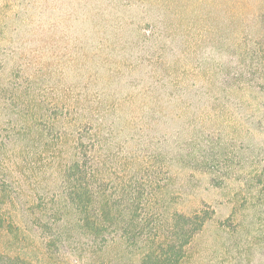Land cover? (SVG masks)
<instances>
[{
	"label": "rangeland",
	"instance_id": "374dc122",
	"mask_svg": "<svg viewBox=\"0 0 264 264\" xmlns=\"http://www.w3.org/2000/svg\"><path fill=\"white\" fill-rule=\"evenodd\" d=\"M140 6L135 0L130 5L126 0H39L29 22L41 23L47 31L40 40L29 38L41 51L34 63L39 60L47 72L52 70L54 80L67 71L71 79L85 70L103 73L102 51H108L110 68L115 69V54L129 40L126 29L144 23ZM25 8L24 0L20 12ZM170 10L173 15L167 18L177 30L178 51L188 44L190 48L165 58L169 63L177 60L170 71L174 82L155 90L154 99L131 94L124 81L104 75L113 109L102 125L100 153L128 174L138 164L158 171L161 160L162 172L167 168L160 194L165 209L190 214L205 205L213 212L193 239L184 264H264V66L261 71L251 67V54L263 57L264 0H175ZM1 14L2 9L0 58L11 41V35L3 33ZM50 25L57 28L49 31ZM145 72L124 70L122 75L148 81ZM91 86H97L96 81ZM15 125L0 111V171L16 180L18 199L27 212L37 198L49 201L59 191L70 148L69 127L59 119L47 130L19 136ZM202 148L203 160L212 164L208 170L195 157ZM13 206L12 216L23 212L20 204ZM28 214L20 220L27 223ZM3 242L0 236V245ZM18 247L37 264L140 260L122 240L90 257L77 250L47 253L37 236Z\"/></svg>",
	"mask_w": 264,
	"mask_h": 264
},
{
	"label": "trees",
	"instance_id": "16d2710c",
	"mask_svg": "<svg viewBox=\"0 0 264 264\" xmlns=\"http://www.w3.org/2000/svg\"><path fill=\"white\" fill-rule=\"evenodd\" d=\"M23 1L0 0L3 33L11 35L0 58V111L16 121L19 136L37 134L50 128L54 120H66L70 148L59 191L53 192L49 201L37 198L34 208L27 210V223L20 220L27 212L18 199L16 180L0 171V236L4 239L0 264H37L22 253L24 248L18 247L33 236L43 242L50 254L77 250L90 257L122 240L129 252L139 255L138 264H184L193 239L213 212L205 205L190 214L166 210L160 194L167 168L164 166L162 172L161 160L158 171L138 164L134 173L128 174L116 168V162L109 157L103 158L99 149L103 122L113 109L107 100L113 95L103 86L108 78L124 81L131 94L154 99L155 90H163L174 82L170 71H174L177 60L169 63L165 58L177 53L180 56L190 49L188 44L184 51H178L177 30L167 18L173 15L170 7L175 0L168 4L162 0H135L141 5L144 23H132L126 29L129 40L122 42L120 54H115V69L110 68V53L102 51L103 73L85 70L69 79L72 72L67 71L60 74L63 77L58 81L39 60L34 63L41 51L32 47L34 40L29 38L40 40L47 31L41 23L29 22L39 0H25L29 8L20 12ZM126 1L130 5L132 0ZM163 5L165 12H159ZM40 11L39 15L43 13ZM51 28L57 25H50L49 31ZM261 51L262 58L258 52L251 54V67L259 71L264 66V50ZM141 68L146 69L148 81L122 75L124 70L135 72ZM183 69L182 75L186 76V67ZM104 75L107 79L103 80ZM94 81L95 87L91 86ZM59 94L62 98L57 99ZM203 154L204 148L196 151L195 157L208 170L212 164L203 160ZM14 204L21 205L23 217L12 216Z\"/></svg>",
	"mask_w": 264,
	"mask_h": 264
}]
</instances>
